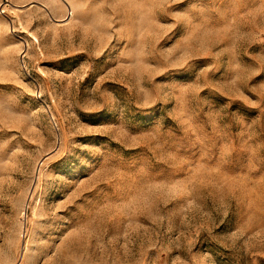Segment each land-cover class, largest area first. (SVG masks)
Segmentation results:
<instances>
[{"label": "rangeland", "instance_id": "rangeland-1", "mask_svg": "<svg viewBox=\"0 0 264 264\" xmlns=\"http://www.w3.org/2000/svg\"><path fill=\"white\" fill-rule=\"evenodd\" d=\"M0 264H264V0H0Z\"/></svg>", "mask_w": 264, "mask_h": 264}]
</instances>
